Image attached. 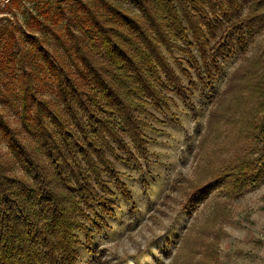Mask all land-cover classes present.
Returning <instances> with one entry per match:
<instances>
[{"label": "trees", "instance_id": "trees-1", "mask_svg": "<svg viewBox=\"0 0 264 264\" xmlns=\"http://www.w3.org/2000/svg\"><path fill=\"white\" fill-rule=\"evenodd\" d=\"M127 1L132 8L120 0L6 4L13 22L0 26V139L9 150L0 152V264H79L113 216L110 186L123 190L116 164L147 155L150 109L175 98L192 106L199 84L210 101L222 62L264 33V0ZM238 70L230 83L239 80L258 102L242 132L258 148L223 175L233 189H253L264 179V40ZM216 181L195 188L191 202Z\"/></svg>", "mask_w": 264, "mask_h": 264}, {"label": "rangeland", "instance_id": "rangeland-1", "mask_svg": "<svg viewBox=\"0 0 264 264\" xmlns=\"http://www.w3.org/2000/svg\"><path fill=\"white\" fill-rule=\"evenodd\" d=\"M7 2L0 0V26L13 22ZM120 3L133 7L127 0ZM21 14L16 12L20 21ZM263 37L243 55L222 62L210 101L199 84L192 106L175 98L168 109H150L155 119L149 120L151 129H143L147 155L128 166L116 164L123 190L110 186L113 216L89 250H80L79 264H264V179L253 189H233L223 175L257 154L258 144L242 129L252 127L258 102L239 80H230L253 58ZM5 115L18 127L13 109ZM0 152L9 153L3 139ZM214 179L216 186L191 202L195 188Z\"/></svg>", "mask_w": 264, "mask_h": 264}]
</instances>
